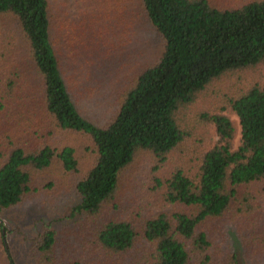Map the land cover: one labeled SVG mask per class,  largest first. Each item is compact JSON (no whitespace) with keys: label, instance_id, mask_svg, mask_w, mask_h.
<instances>
[{"label":"trees","instance_id":"trees-1","mask_svg":"<svg viewBox=\"0 0 264 264\" xmlns=\"http://www.w3.org/2000/svg\"><path fill=\"white\" fill-rule=\"evenodd\" d=\"M126 4L132 40L146 30L160 51L100 124L79 105L93 85L49 1L0 0V213L79 194L74 220L45 222L31 238L38 264H242L231 234L264 264V0ZM211 88H225L224 104L197 115L203 136L208 126L216 136L187 144L183 108ZM225 110L238 117L237 145ZM182 145L187 157L171 164ZM152 199L171 206L155 211Z\"/></svg>","mask_w":264,"mask_h":264},{"label":"rangeland","instance_id":"rangeland-1","mask_svg":"<svg viewBox=\"0 0 264 264\" xmlns=\"http://www.w3.org/2000/svg\"><path fill=\"white\" fill-rule=\"evenodd\" d=\"M48 1L50 12L63 24V30L59 32L65 39V50L73 48L77 52L78 62L81 63L82 68L89 72V76L85 80L93 85L91 95L87 96L83 103L79 102V105L88 118L103 124L114 116L121 101L119 90L127 85L126 83L134 74L137 65L151 61L159 53L158 41L146 30H141L132 40L128 14L126 17V13L129 12L127 7L125 9L127 0ZM118 4H121L122 8ZM98 27H102L104 32L101 40L99 39L100 30L98 33L94 32ZM100 33L102 32L100 31ZM92 58H97L98 63L97 61L92 62ZM260 72L264 75V66L260 68ZM214 90L211 88L208 95H205V99L201 97L191 106L183 108V117L185 116L186 119L184 127L190 131V136L186 137L187 144L189 142L201 145L204 144L203 141L207 144L208 140L211 143L214 140L216 135L212 126L206 128L209 139L207 140L206 135L203 136L205 127L203 128V123L198 122L197 115L200 109H214L224 104L222 92L224 93L225 88L219 94H216ZM225 112L236 126L235 144L237 145L240 138L238 117L229 110H225ZM185 150L184 145L176 149V152L171 153L169 162L172 164L174 161H181L182 159L177 160L179 156L187 157ZM150 160L152 163L153 159L150 158ZM148 167L141 171L146 188H149L150 184ZM167 167L170 168V165ZM79 200L80 196L75 191L62 190L59 198L51 203H43L41 197L29 198L4 210L0 213V222L2 223V226L0 225V256L6 260L7 264H10L4 247L5 242L14 264H38L32 255L31 238L36 235L45 222L58 227L61 223L74 220L77 214L71 215V211ZM152 201L153 199L148 201V205ZM152 203L151 207L155 211L171 206L165 205L161 201ZM123 213L130 214L131 210L126 207ZM3 233L5 234L4 242ZM231 237L234 251L240 262L251 264L245 257L236 236L231 234Z\"/></svg>","mask_w":264,"mask_h":264},{"label":"flooded vegetation","instance_id":"flooded-vegetation-1","mask_svg":"<svg viewBox=\"0 0 264 264\" xmlns=\"http://www.w3.org/2000/svg\"><path fill=\"white\" fill-rule=\"evenodd\" d=\"M3 232H4V230H3Z\"/></svg>","mask_w":264,"mask_h":264}]
</instances>
